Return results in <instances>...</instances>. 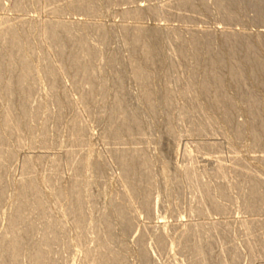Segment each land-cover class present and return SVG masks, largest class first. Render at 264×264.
Wrapping results in <instances>:
<instances>
[{
    "label": "rangeland",
    "instance_id": "374dc122",
    "mask_svg": "<svg viewBox=\"0 0 264 264\" xmlns=\"http://www.w3.org/2000/svg\"><path fill=\"white\" fill-rule=\"evenodd\" d=\"M15 1L1 0L0 19H5L11 23L16 22L18 19H23L27 24H34L35 22L34 25H39L40 21L54 18L52 8L64 5L65 0H53V2L39 0L36 4H30L22 10L11 7ZM189 1L190 3L192 2V5L194 4V9L181 4L183 0H99L101 8L98 12L88 13L91 16L86 15L85 12L82 13V11L62 10L63 12L60 14L62 17L60 18H63L64 21L69 20L66 22H71L75 19L71 23L81 20L82 22H77V24H81L85 20L87 23L99 24L109 31L105 39L89 34L90 42L98 48L93 64H95L97 69L96 78L103 84V92L99 95V98H101L100 106L98 107L99 103L97 101L91 100L88 104V110L78 100L79 89L72 83L71 76L68 73H64L60 77L57 89L66 88L71 102L70 108L60 118L55 117V115L47 117L48 111L50 109L56 110L57 107L54 99L52 100V98L46 96L49 90L48 81L41 75L37 76L34 96L44 97V101L36 123L38 122V127L43 121L45 128L50 132L51 143L48 145L39 144V142L33 145L28 143L22 145L11 144L15 150V155L7 162L4 176L6 178L5 181L8 183L10 180L19 178L22 176L24 157L26 155H41V158H35L33 161L32 170H34L33 179L38 182L44 181L41 190L44 191L45 198H48L44 202L47 211L42 215L31 214L30 218L34 222L35 229L32 238L24 245L23 251H21L18 264H28L27 252L29 247L42 237L43 225L49 221L60 222L63 225V234L61 233L60 239L54 242L49 250V256H51L55 264H88L91 260L90 258H92L93 249L96 250L97 247L103 244H106V248L111 249L119 259L122 258L120 260L124 264H145L143 261L144 251L149 258L147 260L149 263L146 264H190L193 255L189 251V244L195 243L194 241L198 239L202 240L204 247L200 255L203 264H264V254L262 256L258 253L256 244L261 237L260 240L264 239V207L256 213L242 207L244 197L240 192V187L243 186L245 188L248 184L244 183L242 179H238V174L233 173V165L235 163L236 165L242 164L245 168L260 176L259 178L263 182L262 189H264V167L258 157V155L260 156L264 153V147H249L252 143V136L245 129L243 135L235 140L234 146L228 144L226 135L219 129L224 114L216 109L211 111V116L214 120L212 126L206 128V133H201L205 132L204 130L196 133L198 131L192 129V123L195 118L194 115L197 116L198 114L199 116L200 113L198 111L192 112L189 109L185 115H181V108L185 106L188 97L185 98L177 94L180 86H176L172 80L174 75H180L184 78L187 73L199 72L204 63V50L203 48L200 49L199 57L192 59L190 58L191 48H189L187 42L190 36H200L206 31L208 33L207 42L214 45L215 49H217L214 53L217 58L219 60L225 59L227 62L235 60L237 62L239 59L237 63H241L243 59L249 57L255 49L253 47L250 50L240 49L241 52L239 51L234 56L236 57L234 59V57L229 56L227 47L221 45L223 35L227 31L231 32L232 30L238 35H248L254 47L257 46V50L260 48L258 54L260 58H263H259V62L257 61L255 65H244L245 71L243 72L249 71L248 68L253 65L256 67L263 66L264 44L262 42L259 43L260 39L257 40V38L264 33V21L261 22L259 20L258 22L256 20L257 13L251 12V6L249 5L251 0H249L250 2L248 0H246L247 2L239 0L241 7H243L236 11V18H232L233 20L230 19V21L223 18V11L220 10L218 5L219 0ZM137 5L151 7L152 11H150L151 13L145 11L141 15V19L131 15L122 16V13H120L121 9H130ZM76 18L79 19L77 20ZM126 24L128 26H138L139 24L142 28L151 26L149 28L153 27L158 30V34L155 36H159L160 40L158 37L155 39L157 47H155L152 56L154 61L151 64L145 63L143 65L145 74L149 76L148 85L152 90H155V97L151 99L152 102L145 96V86L136 81L133 66L129 62V57H131L133 51H131L132 48L130 46L126 45V36L120 30ZM76 28L78 29L80 26H74V29ZM165 32H167L166 35ZM162 36L164 38H161ZM174 37L182 40H177L182 46L180 51L171 47L170 43L176 42ZM165 38L167 39L164 40ZM218 50L219 52H217ZM205 56L207 57V54ZM180 58L184 59V65L176 68L177 70L175 71L171 64L174 60ZM199 58L202 60L200 61ZM239 67L243 66L240 64ZM220 68L218 69L219 71L216 69L214 72L225 75L224 91L232 96L230 101L232 107L235 108L233 119L238 122L246 121L248 113L243 108V97L246 92L257 91V89L251 85L244 92L238 93L234 91L229 82V76L234 74L235 71H230L223 66ZM248 73L250 71L246 74ZM167 83H169L173 94L176 93L170 105H165L161 99L162 89ZM258 95L261 99L264 98V93H259ZM118 96L121 98L123 105L141 121V126L136 131L137 135L135 133L130 139L116 140L112 137H107V130L105 131V127L107 129L110 116L112 115L114 99ZM156 96H158V99ZM73 112L79 115L80 122L84 127L83 141L80 144H72L68 139L70 135L69 120L74 115ZM258 118L264 121V111L258 114ZM169 128L173 130L172 136L166 134ZM207 129L211 131L208 132ZM212 142L214 143L213 145H208ZM118 143L120 146L117 145ZM117 147L118 149L119 147H141L148 160L150 195L146 206L141 205L138 195L129 197L127 204L129 206L130 223L127 228L122 226L117 217L113 218L115 215L112 208H110L111 201L116 204H123L127 199L125 198L126 187L123 183L120 167L117 166L118 164L114 158L110 156L112 149H117ZM69 148L72 149L71 151L74 154L73 156L77 157L76 159L79 157L85 159L90 157L91 160V166L83 167L77 178L79 185L82 186L79 187V189L82 188L79 190V196L82 199L84 209L80 229L73 226L70 216L61 215L62 207L61 212L58 208L61 206V201L56 206L54 200V193L57 190L59 181L62 180L61 182H63L64 179H68L72 173L69 165L64 161V154ZM234 154L241 156L240 164H237V161L233 158ZM59 157L61 160H56ZM98 158L101 160H97ZM216 161H222L227 164L226 170H229L226 171L224 178L214 172ZM92 163L96 166H93ZM191 173L194 176L193 180L190 178ZM234 177L235 179H233ZM201 183L207 185L209 195L223 209L211 208L209 202H206L205 198L201 197L199 188ZM5 185L4 199L1 203L2 205H0V232L6 225L7 216L13 209V201L15 199L13 189L9 184ZM200 207H204L203 211H199ZM107 212L109 214H106ZM249 219L253 220L252 224L248 223L250 222ZM218 224L219 226L221 225L220 227L218 226L220 229L211 230V234L210 229H213ZM112 230L113 232H111ZM77 233L81 235L80 241H76ZM108 234L109 236L107 237ZM111 235L114 237H111ZM160 235L164 237L165 245H161L162 247L157 244ZM182 235L189 236V239H183ZM198 236H201V238ZM110 238L111 240L109 241ZM112 239L117 240L114 241ZM142 242L143 245L140 246ZM122 243L124 244L122 245ZM252 245L251 249L250 246ZM234 253L237 255L234 256ZM89 254L90 256H88Z\"/></svg>",
    "mask_w": 264,
    "mask_h": 264
},
{
    "label": "bare ground",
    "instance_id": "6f19581e",
    "mask_svg": "<svg viewBox=\"0 0 264 264\" xmlns=\"http://www.w3.org/2000/svg\"><path fill=\"white\" fill-rule=\"evenodd\" d=\"M38 1L39 0H16L12 3L11 7L14 9L22 10L30 4H36ZM47 1L53 2V0ZM191 3L189 0H183L181 4L194 9V4L192 5ZM218 5L220 6V10L223 11V18L229 21L232 18L235 19L237 14L236 11L240 10L243 7H241V3L239 0H219ZM249 5L251 6V12L253 11L257 13L256 20L258 22L259 20L261 22L264 21V1L251 0V4ZM100 8L101 6L99 5V0H65L64 5H58L52 8L54 18H51L49 20L45 19L46 21H40L39 25H34L35 22L34 24H27V22L23 19H18L16 22L12 23L7 22L5 19H0V205H2L1 203L4 199L5 184H9V186L13 189L12 191H14L13 193L15 194L13 209H11L10 213L8 211L9 214L7 216L8 218L6 220V225L0 232V264H18L21 251H23L24 245L32 238V234L35 229V226L33 224L34 222L30 218L31 214L36 213L42 215L47 211V207L44 203L46 199L45 194L43 193L44 191L41 190V186L44 181L38 182L33 179L34 170H32L33 161L35 160V158H41V155H26L24 157L22 164V176H20L19 178H16L15 180L13 179L12 181L10 180L8 183L5 181L6 178L4 176L7 162H9V160H11L15 155V150L12 147L13 145L11 146V144L22 145L24 143H28L29 145H33L34 143L39 142V144L42 143L44 145H48L49 143H51L49 137L50 132H48V130L45 128L43 121L42 123L39 122L40 125L38 124V127L40 128L39 132L37 133L38 122L36 123V121L38 120L44 101V97L34 96L36 93L35 88L37 85V76L41 75V77L45 78L48 81L49 90L46 96L52 98V100L54 99L57 107L56 108L54 106L56 110L50 109L47 113V117L55 115V117L60 118L63 113L70 108L69 105L71 104V102L68 97L66 88L63 87L61 90L57 89L60 82V77L64 73H68L71 76L72 83L79 89L78 100L84 104V108L88 109V104L91 100L97 101L99 103L98 107L100 106L101 98H99V95L103 92V84H101L96 78L97 69L95 67V64H93V59L97 55L98 48L93 45L92 42H90L89 34H94L95 36L100 37V39H105L109 31L104 29L105 27L103 28L99 24L87 23V21L85 20V22L83 21V23H81L82 21L78 20L79 18L76 19L78 20L77 22L81 21V24H77V22L71 23L75 19L71 22H66L69 20L64 21L63 18H60L62 17L60 15L61 12H63L65 9H70L71 11L74 10L75 12L76 10L77 12L82 11V13L85 12V14L88 15V13L92 14L98 12ZM151 9V7H143L137 5L136 7L130 9H121L120 13H122V16L131 15L133 17L140 18L145 11L150 12L152 11ZM75 24L80 26V28L74 29V26H76ZM149 27L146 28L144 26V28H142L141 25L139 26V24L138 26H128L126 24L125 26H122L120 30L123 35L126 36V45L128 47L130 46L132 48L131 51H133L131 53V57H128L130 58L129 62L131 63V66H133V73L136 81H139L140 84L145 86V96L151 100L153 99V97H155V90H152L148 85L149 76L145 74L143 65L145 63H153L154 57L152 58V56L155 47H157V42H155V39H157V37L159 39V36H155L156 34H158V30L156 28ZM232 31H227L226 33H224L221 43L223 47H227L229 56L234 57L240 51V49L243 48L250 50L253 47L255 49L254 52H251V55L243 59L241 63H237L239 59L237 60V62L236 60L231 62H227V60L225 59L219 60L216 54H214L217 50L215 49L216 47L207 42V31L203 32L201 35L199 34L200 36H195L193 34L194 36H190L188 42L186 41L187 39L185 40L188 43L189 48H191L190 58H198L200 54L199 51H201L200 49L202 48L204 50L203 53L205 55L207 54V57L205 55L204 57L202 56L204 59V63L203 65L202 63L200 64V67L201 65L202 67L201 69H199V72L193 71L195 73H187L186 77L184 75V78L180 75H174V77H172L175 85L180 86H178L180 89L178 90L177 94H180V96L185 98L188 97L185 106L181 108V115H185L189 109H191L190 111L192 112L198 111V113L200 114L199 116L197 114V119H195L197 116L194 115L195 118L192 123L193 127H191L194 131H198L196 133H200L199 131H205L206 128L212 126L214 120L211 116V111L213 109H216L217 111H221L224 114L222 117L221 126L219 125V129L223 134L226 135V139L229 142L228 144L234 146L235 140L243 135L245 129L247 133L252 136V143L249 147H264V121H261L258 118V114L264 111V98L261 99L258 95L259 93H264V65H258L259 67L254 66L260 58L258 54V50L260 48L257 50V46L255 45L256 47H254L248 35H238L234 33L235 31ZM166 34L167 32H165V35ZM178 37H174V39H176V42L170 44L173 49L180 51L182 46L180 45V42H178L179 40H181ZM161 38H164V36H162ZM166 39L167 38H165L164 40ZM258 39H260L259 43L262 42L264 44V33L263 35H259V38H257V40ZM261 48L263 47L261 46ZM219 50L217 52H219ZM235 58L236 57H234V59ZM199 59L200 61L202 60L201 58ZM240 64L243 67H239ZM248 64L254 65L248 68L250 73L246 74L249 71H246V73L243 72L245 71L244 65ZM182 65H184V59L182 58L174 60L171 64L173 70L175 71L177 70L176 68H179ZM222 66L227 67L226 69L230 71H235L234 74L229 76V82L234 91L238 93L244 92L247 88H249L248 86L251 85L257 89V91L251 90L249 92H246L243 97V108L248 113V118L246 121L238 122L233 119L235 108L232 107L230 101L232 96L228 95L224 91L225 75L214 72V70H218ZM174 94L170 89L169 83H167V85L165 84L161 92V99L165 105H170L172 103ZM156 98L158 99V96H156ZM148 99L147 101L149 102ZM114 101L115 102H113L114 105L112 107V115L110 116L108 126L106 125L107 129L105 127V131L107 130V137H112L116 140H120L123 138L130 139L135 135L136 131L139 130L141 121L134 114H132L127 107L123 105L122 100L119 96L114 99ZM65 102L67 103V105ZM69 129L70 135L68 139L70 140V142L72 144H80L83 141L84 127L81 124L79 115L77 113H74L72 118L69 120ZM207 130L208 132L211 131L210 129ZM166 132L168 136L173 135V130L170 128ZM206 132L207 131L201 133ZM210 144L213 145L214 143L212 142L208 145ZM117 145L120 146L119 143ZM71 150L72 149L69 148V150L67 149V151L65 152L64 161L69 165L72 173L71 175L69 174L70 177L68 179H64L63 182H61L62 180L59 181L57 190L54 193V200L55 205H58V203L60 204L59 201H61V206L58 207L60 209V212L62 207L63 211L61 212V215H67V217L70 216L73 221V226L80 229L82 226L81 223L84 215V209L82 199L79 196V190L82 188L79 189L81 185H79L77 178L80 170L83 169V167H88L91 164V160L90 157H87V159L80 157L76 159L77 157L75 158L73 156L74 154ZM111 154V158L113 157L118 164L117 166L120 167L123 177V183L126 187L125 198L127 199L123 204H116L113 203L114 201H111L110 208H112L113 214L115 215V217L113 218L117 217L122 226L124 228H127L130 223L129 206L127 204L129 197L131 198L133 195H138L140 197L141 205L146 206L147 199L150 195L148 160L145 157L144 150L141 147H119V149L117 147V149H112ZM237 155L234 154L233 158L237 161V164H240L239 160H241L242 158L240 159L241 156L239 157ZM258 157L261 165H263L264 167V153L260 156L258 155ZM58 159L59 161L61 160L60 157L56 160ZM97 160H99V158ZM97 160L96 162H98ZM92 164L93 166H96L94 163ZM101 165H103V163H101ZM226 165L227 164H224L222 161H216L214 169L215 174L224 178L226 175V171L229 170H226ZM233 166V173L238 174L240 177H238V179H242L244 183L246 182V184H248V186L245 188L243 186H241L242 188L240 187V192L244 197L242 207H245L246 210L248 209V211L250 210L256 213L264 207V189H262V179L259 178L260 176H258V174L248 170L242 164L236 165L235 163V165ZM190 178H194L192 173ZM233 179H235V177ZM206 186L207 185H204V183L199 184L201 197L205 198L206 202H209V206L211 208L219 210L223 209L218 204V202L213 200L209 195V190L207 191L208 187ZM203 208L200 207L199 211H203ZM106 214L109 213L107 212ZM248 223L252 224L253 220H250V222ZM43 226L42 237L35 243H33V245L29 247V250L27 252L29 260L28 264H55L54 260L51 258V256H49V250L51 245L60 239L61 233L63 234V225L60 222L49 221L45 222V225ZM218 226L219 224L214 226L213 229H210V233L211 230L220 229L219 227L221 225L219 227ZM111 232H113V230ZM207 235L209 236L210 234L208 233ZM108 236L109 234L107 235V237ZM182 236L185 240L189 239V236L187 235ZM201 236L198 237L201 238ZM111 237L114 236L111 235ZM260 239H258L259 242H257V240L255 241L257 242L256 244L258 246L257 251L262 255L264 254V239ZM80 240L81 235L77 233L76 241ZM110 240L111 238L109 239V241ZM112 240L116 241L117 239ZM194 242L195 243L192 242V244H189V251L193 255L190 264H203V261H201L200 259L201 250L204 248L202 245V240L198 239ZM123 244L124 243H122V245ZM157 244L158 246L165 245L163 235H160L157 240ZM105 245L106 244H103V247H97L96 250L93 249L94 252L91 253L92 258H90L91 260L88 264H124L123 261L120 260L122 258L119 259L116 254L111 249L106 248ZM142 245L143 242L140 246ZM252 247L253 245L250 246L251 249ZM233 255L235 256L237 254L234 253ZM88 256H90V254ZM148 259V254L144 251L143 261L145 264L149 263L147 262Z\"/></svg>",
    "mask_w": 264,
    "mask_h": 264
}]
</instances>
